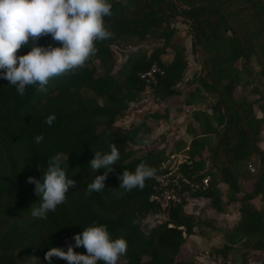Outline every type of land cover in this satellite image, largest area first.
I'll use <instances>...</instances> for the list:
<instances>
[{
    "label": "trees",
    "instance_id": "obj_1",
    "mask_svg": "<svg viewBox=\"0 0 264 264\" xmlns=\"http://www.w3.org/2000/svg\"><path fill=\"white\" fill-rule=\"evenodd\" d=\"M109 2L112 15L105 17V25L114 35L97 42V54L83 69L52 79L46 92L29 86L23 97L0 78V264H48L44 257L50 248L67 251L75 243L74 235L99 225L107 227L112 239L127 241V253L118 264H204L176 257L185 238L194 233V226L207 222L183 209L184 197L163 209V220L145 222L144 230L142 219L160 211L158 203L148 198L153 178L146 180L142 190L119 195L123 190L118 188V176L124 170L134 172L140 164L156 169L165 152V145L147 148L145 137L151 122L167 118V107L162 112L145 110L127 125H114L146 87L157 104L182 95L184 105L194 106L206 95L214 96L208 109L197 106L190 110L185 127L189 140L179 138L172 147L179 149L187 143L190 163L181 167L186 176L208 175L207 185L190 191V196L206 198V205L215 211L237 203V219L215 228L222 243L212 246L209 256L224 258L235 251L240 257L238 264H244L248 251L258 250L262 252L258 264H264V207L251 202L257 195L264 196V150L258 145L264 101L257 104L258 116L253 105L259 100L233 93L235 87L251 83V60L264 75V0ZM175 16L188 22L190 50L199 64L184 80L190 89L177 86L187 59L184 46L171 40L175 28L170 20ZM148 37L153 40L150 48L130 50L113 69L112 44L135 46ZM38 44L61 46L51 36L42 37ZM167 48L171 56L163 60ZM30 50L22 48L18 55ZM152 64L158 70L145 81L139 73ZM250 89L259 91L255 85ZM53 114L56 119L49 126L46 120ZM37 136L44 139L36 143ZM113 142L120 152L115 171L109 173L104 191L85 196L87 185L104 173L103 169L92 171L90 161L95 152L110 153ZM58 154L67 160L66 175L77 182L76 187L70 188L66 202L46 219L34 218L31 209L39 207L42 197L28 178L42 181L48 161ZM252 155H257L259 169L250 189L242 190L241 180L248 177L246 164ZM206 165L212 168L206 169ZM74 251L87 254L82 246ZM52 264L68 262L53 257Z\"/></svg>",
    "mask_w": 264,
    "mask_h": 264
},
{
    "label": "clouds",
    "instance_id": "obj_2",
    "mask_svg": "<svg viewBox=\"0 0 264 264\" xmlns=\"http://www.w3.org/2000/svg\"><path fill=\"white\" fill-rule=\"evenodd\" d=\"M111 15L109 0H0V78L14 86L21 97L29 86L46 92L52 79L83 69L97 54V42L112 38L114 34L105 25V17ZM47 36L61 46H40L38 41ZM25 47L31 50L18 55ZM55 119L54 114L50 115L46 123L51 126ZM43 139L37 136L35 141L40 143ZM109 147L110 153L95 152L90 161L92 171L97 173L103 169L104 173L96 175L87 185L85 196L104 191L109 173L115 171L113 165L120 160V152L115 142ZM66 161L55 155L48 161L42 181L28 178V183L35 185L34 192L42 197L39 207L31 209L34 218L46 219L49 212L66 202L70 188L76 187L77 182L66 175ZM155 174V168L144 164L138 165L134 172L124 170L118 176V188L123 190L119 195L137 188L142 190L146 180ZM73 239L75 243L67 251L50 248L44 257L48 264H52L53 257L68 264H98L99 261L118 264L128 249L126 239H112L105 225L88 227ZM81 246L87 254L74 251Z\"/></svg>",
    "mask_w": 264,
    "mask_h": 264
},
{
    "label": "rangeland",
    "instance_id": "obj_3",
    "mask_svg": "<svg viewBox=\"0 0 264 264\" xmlns=\"http://www.w3.org/2000/svg\"><path fill=\"white\" fill-rule=\"evenodd\" d=\"M170 25L175 28V32L172 36V42L175 44H182L185 48L184 53L187 59V66L184 69L183 78L177 83V86L182 90L190 89V87L184 86V80L188 78L193 72L197 71L199 64L196 62L195 54L190 50V32L188 28V22L184 21L181 17L175 16L170 20ZM153 40L151 37L134 45H121L112 44L111 50L115 56V65L113 69H116L121 62L125 59L127 53L138 47L148 49L152 46ZM171 56V49L167 48L166 52L161 55V58L169 59ZM240 61H237V64ZM249 66L252 69L251 83L245 87H235L233 93L238 96H244L248 99H257L253 107L255 113L261 116V111L258 110L257 104L264 101V75L257 69L259 66L253 60L249 62ZM264 68V66H263ZM99 71V70H98ZM257 86L258 93L251 91V86ZM213 95H206L205 99L194 106H186L182 103V95H174L161 101L159 104L152 101L149 90L144 88L139 98L136 101L129 102L126 111V116L114 121V125H126L132 120L141 115L145 110L151 112L153 110L163 111L164 107H167V118H160L158 121L151 122V131L146 135L145 142L147 148L157 147L165 145V148L173 146L175 140L184 138L186 140L187 135L185 133L186 123L189 119V112L194 107H201L208 109V104L213 100ZM163 132H166L165 134ZM258 145L264 150V121L261 122V129L259 133ZM139 153V151L137 152ZM248 163L253 166V170L247 167L248 177L241 180V189L249 190L254 178L255 173L259 169V162L257 155H252L248 160ZM210 168H212L209 165ZM221 189L225 188L223 183L219 184ZM207 199L202 197L188 196L183 209L186 212L192 213L195 217L207 220V222H201L194 226V233L185 238L184 243L180 246V250L176 257L180 259L192 258L204 264H238L240 259L239 253L230 252L224 258L222 256H216L211 258L208 254V250L214 246L222 243L221 233L215 228L217 226H228L238 217L237 203H229L223 207L222 211H215L206 206ZM252 204L257 207H264V196L257 195L251 199ZM164 214L159 212L155 214H148L142 219V227L146 230L147 224H154L163 220ZM202 232L205 235H200L198 232ZM243 250V249H241ZM262 252L258 250H249L246 254V263L244 264H258L261 260ZM119 263V262H118Z\"/></svg>",
    "mask_w": 264,
    "mask_h": 264
},
{
    "label": "built area",
    "instance_id": "obj_4",
    "mask_svg": "<svg viewBox=\"0 0 264 264\" xmlns=\"http://www.w3.org/2000/svg\"><path fill=\"white\" fill-rule=\"evenodd\" d=\"M156 70H158V67L155 64H152L148 70L139 73V75L140 77L144 78L145 81H147L149 78H151L152 74ZM163 133L165 134L166 132ZM186 149L187 143H185L179 149H173V147L165 148L163 158L157 165L156 174L153 177V190L148 198L149 200L158 203L160 208L159 212L163 214H165L163 212V209L170 202L180 201V196L187 199V197L190 196V191L204 188L207 185L208 175H203L199 178H195L186 176L182 172V164L190 163V158L186 152ZM247 167L250 170H253V166H251V164L248 162ZM206 169H210L209 165H206Z\"/></svg>",
    "mask_w": 264,
    "mask_h": 264
},
{
    "label": "crops",
    "instance_id": "obj_5",
    "mask_svg": "<svg viewBox=\"0 0 264 264\" xmlns=\"http://www.w3.org/2000/svg\"><path fill=\"white\" fill-rule=\"evenodd\" d=\"M126 125H127V124H126ZM188 140H189V137H187L185 141L187 142ZM198 198H199V197H198ZM206 206H207V205H206ZM192 234H193V233H192Z\"/></svg>",
    "mask_w": 264,
    "mask_h": 264
}]
</instances>
